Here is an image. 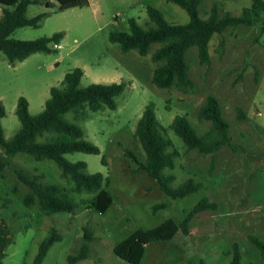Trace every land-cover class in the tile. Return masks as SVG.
<instances>
[{
	"label": "rangeland",
	"instance_id": "obj_1",
	"mask_svg": "<svg viewBox=\"0 0 264 264\" xmlns=\"http://www.w3.org/2000/svg\"><path fill=\"white\" fill-rule=\"evenodd\" d=\"M50 0L30 5L28 18L41 13L50 16L39 28L16 30L11 38L33 41L67 32L64 60L54 66L58 54L38 53L24 62L11 65L0 53V101L6 109L2 120L6 140L21 128L16 115L20 97L30 103V113L38 115L45 108L52 87H60L65 73L81 68L86 72L80 88L92 84L125 83V91L116 99L117 109L98 112L89 108L68 113L66 118L79 125L85 138L100 148V155L74 153L65 158L72 163H87L88 174L106 178L104 188L114 204L101 214L90 202L98 193L74 192V182L65 177L50 160L37 161L18 154L10 158L4 178H0L2 217L9 224L13 244L7 249L4 264H35L43 241L55 228L62 236L48 252L43 264H69L68 258L79 253L84 228H90L93 242L90 258L76 264H131L115 255L114 249L140 229H153L169 219L180 223L185 211L203 197L217 204L214 211L198 214L190 224V234L179 232L171 241L150 243L141 264H231L233 245L239 244L243 264H264L260 252L251 243V235L264 241V29L262 25L229 28L216 34L209 47V61L201 62L198 49L187 54L192 87L187 91L164 90L153 83L156 64L151 53L142 57L136 50L123 53L109 41L114 31L130 32L129 20L141 26L151 24L147 7L159 9L168 22L186 24V11L166 0H92L91 8L58 12L59 3ZM264 1V0H263ZM49 5V6H48ZM222 12L240 16L252 0H203L200 15L207 18L213 6ZM100 11L97 12V9ZM3 16L0 8V19ZM209 95L215 96L224 118L230 123V136L236 150L223 148L214 155L189 150L171 129L177 116L186 117L202 136L211 123L199 119L198 112ZM154 103L162 134L172 141L176 167L166 170L174 175L173 188L192 178L204 188L184 199L172 200L158 183L140 170L127 151L142 163L146 154L135 136L145 108ZM238 109L246 120L239 121ZM42 141H44L42 139ZM3 153L0 147V154ZM105 157V162H103ZM214 157V166L211 161ZM40 176L43 184L58 185L77 204L74 213L48 215L38 204L27 207L23 198L30 189L18 173ZM167 208L155 211V206Z\"/></svg>",
	"mask_w": 264,
	"mask_h": 264
},
{
	"label": "trees",
	"instance_id": "obj_2",
	"mask_svg": "<svg viewBox=\"0 0 264 264\" xmlns=\"http://www.w3.org/2000/svg\"><path fill=\"white\" fill-rule=\"evenodd\" d=\"M47 0H0L3 16L0 19V53H3L11 65L24 62L29 57L38 54H59L66 32L55 33L52 37H42L33 41H21L11 38L16 30L25 27L39 28L50 16L41 13L35 18L27 17L30 5L40 4ZM59 3L58 12L73 8H84L89 0H55ZM187 12L190 21L186 24L168 22L165 15L153 6L147 7L149 22L154 26L144 28L132 18L129 20L130 32L114 31L109 35V41L117 44L123 53L136 50L140 56L146 57L151 53L153 46L158 48L152 54V61L157 65L153 73V83L164 90L176 88L187 91L192 87L190 65L187 54L190 49L197 48L202 63L209 61V47L216 34H222L229 28L240 26L252 27L262 25L264 29V1L252 0L250 7L244 8L240 16H233L229 12H222L215 5L205 19L200 15V6L203 0H166ZM51 6V2H49ZM84 77V70L75 68L65 74L60 87L50 89V97L45 103L44 110L38 115L30 113V103L25 97H20L17 103L16 115L21 122V128L11 140H6L2 120L6 116V109L0 101V178L10 163V158L18 154L32 156L37 161L50 160L57 164L65 177L74 182V192L98 193L90 202L91 207L98 213L104 214L114 204L111 192L104 188V175L88 174L87 163H72L65 158L74 153L100 155L101 150L85 138L84 130L77 124L69 121L66 115L89 108L98 112L105 108L117 109L116 99L126 88L125 83L109 85L92 84L87 88H80ZM199 119L210 122V130L200 136L190 121L183 116H177L171 124L173 132L182 139L189 150L203 155H214L223 148L236 150L237 146L230 136V123L224 118L219 100L209 95L198 112ZM239 121L246 120L242 109H238ZM136 138L139 140L146 154V162L127 151L140 170L158 183L159 188L172 200L184 199L204 188L202 183L190 178L176 188L172 184L176 180L174 175H166V170L176 167L175 151L171 140L161 131L157 118L156 107L150 103L144 110L138 122ZM42 139L44 141H42ZM105 162V157H103ZM214 157L211 165L214 166ZM19 179L28 186L30 193L23 198L27 207L38 204L41 212L48 215L58 213L72 214L77 204L70 194L58 185L43 184L40 176L30 177L18 173ZM6 208L0 204V209ZM167 208L166 204L155 206L158 209ZM217 204L208 197H203L192 209L184 212L180 223L169 219L153 229H140L126 240L121 242L114 253L120 259L131 264H141L150 243L173 240L179 232L190 234V224L198 215L206 211H214ZM251 243L260 252L264 259V241L251 235ZM94 238L90 228H84L83 242L79 253L68 258L69 264H76L90 258V244ZM62 236L53 228L50 235L43 241L35 264H43L48 252ZM13 244V235L9 224L0 216V264H4L7 249ZM231 264H243V254L239 244L233 245Z\"/></svg>",
	"mask_w": 264,
	"mask_h": 264
},
{
	"label": "crops",
	"instance_id": "obj_3",
	"mask_svg": "<svg viewBox=\"0 0 264 264\" xmlns=\"http://www.w3.org/2000/svg\"><path fill=\"white\" fill-rule=\"evenodd\" d=\"M50 2H51V4H53L54 3V1L53 0H50ZM93 5H94V3H93V1L92 0H89V5L87 6V7H84V8H91V7H93ZM49 6V5H48ZM1 8V7H0ZM2 9V8H1ZM73 9H81V8H73ZM97 9V8H96ZM67 11V10H66ZM99 10L97 9V12H98ZM100 12V11H99ZM67 32H66V36H65V38H64V40H63V42H62V44L60 45V49H59V54L57 55L58 57H57V59H56V61H55V63H54V66H60V64L62 63V61L64 60V49H65V40H66V38H67ZM66 74V73H65ZM86 75V72L84 71V76ZM64 77H65V75H64ZM3 211V208L2 209H0V216L2 217L3 215H2V212ZM3 218V217H2Z\"/></svg>",
	"mask_w": 264,
	"mask_h": 264
}]
</instances>
